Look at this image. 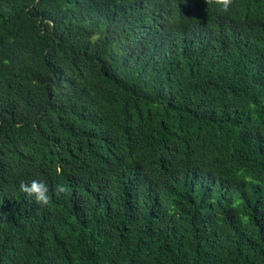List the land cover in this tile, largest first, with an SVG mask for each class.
I'll use <instances>...</instances> for the list:
<instances>
[{"label":"trees","instance_id":"obj_1","mask_svg":"<svg viewBox=\"0 0 264 264\" xmlns=\"http://www.w3.org/2000/svg\"><path fill=\"white\" fill-rule=\"evenodd\" d=\"M0 264H264V0H0Z\"/></svg>","mask_w":264,"mask_h":264},{"label":"clouds","instance_id":"obj_2","mask_svg":"<svg viewBox=\"0 0 264 264\" xmlns=\"http://www.w3.org/2000/svg\"><path fill=\"white\" fill-rule=\"evenodd\" d=\"M234 0H206V3H215L222 13L229 12ZM20 191L29 197H34L38 205H48L50 203V187L42 180H32L30 184L21 183ZM51 191L56 195L65 193L67 191L64 185L57 184Z\"/></svg>","mask_w":264,"mask_h":264}]
</instances>
